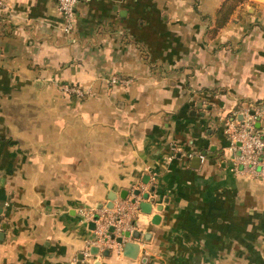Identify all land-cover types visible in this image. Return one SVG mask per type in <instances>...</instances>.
Returning a JSON list of instances; mask_svg holds the SVG:
<instances>
[{"label":"crops","instance_id":"obj_1","mask_svg":"<svg viewBox=\"0 0 264 264\" xmlns=\"http://www.w3.org/2000/svg\"><path fill=\"white\" fill-rule=\"evenodd\" d=\"M3 2L0 264H70L84 211L131 193L136 255L92 264H264V171L224 131L264 99V0H81L70 32L56 0Z\"/></svg>","mask_w":264,"mask_h":264},{"label":"built area","instance_id":"obj_2","mask_svg":"<svg viewBox=\"0 0 264 264\" xmlns=\"http://www.w3.org/2000/svg\"><path fill=\"white\" fill-rule=\"evenodd\" d=\"M79 1L81 0H56L57 9L63 18L62 31L70 32L73 29L76 6ZM3 6L4 2L0 0V7ZM111 81L126 83L129 80L117 76ZM59 87L64 93L73 94L76 97H83L86 92L75 83L60 82ZM256 121L259 125H256ZM224 131L229 138L230 149L237 151L233 156L235 169L251 172L257 169L264 171V104L246 106L239 113L237 111L226 116ZM200 157L203 159L204 155L201 154ZM141 200L140 194L131 193L113 201L111 206H92L86 212L84 211L86 217L94 222L95 237L88 240L81 257H74L70 264H92L95 256L91 250L92 246H95L98 252L112 248L120 252L123 244L131 240Z\"/></svg>","mask_w":264,"mask_h":264},{"label":"water","instance_id":"obj_3","mask_svg":"<svg viewBox=\"0 0 264 264\" xmlns=\"http://www.w3.org/2000/svg\"><path fill=\"white\" fill-rule=\"evenodd\" d=\"M109 199H110V202H109L108 206H111L113 203V200H114V196H110ZM118 240H120V238ZM91 250L95 252L97 250V248L95 246H93L91 248ZM123 250H124L125 255L130 256V257H134L138 251V243L134 242V241H127L123 245ZM108 251H109L108 249H105L103 252H104V254H108ZM79 257H81V253L79 254Z\"/></svg>","mask_w":264,"mask_h":264},{"label":"trees","instance_id":"obj_4","mask_svg":"<svg viewBox=\"0 0 264 264\" xmlns=\"http://www.w3.org/2000/svg\"><path fill=\"white\" fill-rule=\"evenodd\" d=\"M244 0H224V2L221 4L220 6V11H224L221 15V19L222 21H220V23H222L225 18L227 17V13H229L230 11H232V9L238 4L241 3ZM2 17V14L0 13V18ZM258 104H264V99L256 101V103H254L253 105H258Z\"/></svg>","mask_w":264,"mask_h":264}]
</instances>
